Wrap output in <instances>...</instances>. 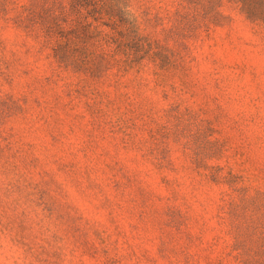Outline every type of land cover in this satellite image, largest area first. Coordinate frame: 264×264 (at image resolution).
<instances>
[{"label":"rangeland","instance_id":"1","mask_svg":"<svg viewBox=\"0 0 264 264\" xmlns=\"http://www.w3.org/2000/svg\"><path fill=\"white\" fill-rule=\"evenodd\" d=\"M68 1L0 0V264H264V0Z\"/></svg>","mask_w":264,"mask_h":264},{"label":"trees","instance_id":"2","mask_svg":"<svg viewBox=\"0 0 264 264\" xmlns=\"http://www.w3.org/2000/svg\"><path fill=\"white\" fill-rule=\"evenodd\" d=\"M102 3H104V0H69L66 6L62 5V7H57V5H55V10L58 12L57 17L54 19L56 24L55 28L57 29L59 38L56 42L55 49L57 53L60 54L62 51L65 52V50L70 47V43H74L77 46L84 45L86 47H99L100 42L97 43L91 41H95L104 33L99 31L97 28L92 30L91 24L84 25L76 20L75 17L79 15V13L84 8L89 6L93 8V12L97 14L100 13V11H98V6ZM110 13L112 16H118V14L120 15V12H118L116 9H111ZM71 17H74V20L69 22ZM126 23L127 21L121 17L118 20V24L115 23L116 26L113 28L114 32L121 35L123 33V25ZM116 34H113V36H116ZM107 36H109V34ZM70 38H72V40ZM106 43L109 44L108 39L106 40ZM73 55H77V51H75V49ZM108 55L109 54L105 53L96 57L98 60H100V62L97 64L98 70H101L103 62L106 61Z\"/></svg>","mask_w":264,"mask_h":264}]
</instances>
